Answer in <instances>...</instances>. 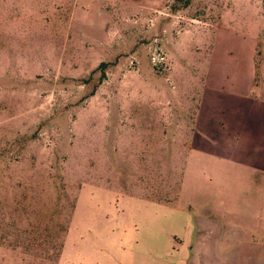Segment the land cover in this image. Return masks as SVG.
I'll list each match as a JSON object with an SVG mask.
<instances>
[{
    "label": "rangeland",
    "instance_id": "rangeland-1",
    "mask_svg": "<svg viewBox=\"0 0 264 264\" xmlns=\"http://www.w3.org/2000/svg\"><path fill=\"white\" fill-rule=\"evenodd\" d=\"M208 24L264 36V0H0V264H264V127L197 119Z\"/></svg>",
    "mask_w": 264,
    "mask_h": 264
},
{
    "label": "crops",
    "instance_id": "crops-1",
    "mask_svg": "<svg viewBox=\"0 0 264 264\" xmlns=\"http://www.w3.org/2000/svg\"><path fill=\"white\" fill-rule=\"evenodd\" d=\"M199 32L210 46V64L198 122L219 118L233 130L243 125L264 127V36L218 24Z\"/></svg>",
    "mask_w": 264,
    "mask_h": 264
},
{
    "label": "built area",
    "instance_id": "built-area-1",
    "mask_svg": "<svg viewBox=\"0 0 264 264\" xmlns=\"http://www.w3.org/2000/svg\"><path fill=\"white\" fill-rule=\"evenodd\" d=\"M152 59H153V60H157V56L153 57Z\"/></svg>",
    "mask_w": 264,
    "mask_h": 264
},
{
    "label": "trees",
    "instance_id": "trees-1",
    "mask_svg": "<svg viewBox=\"0 0 264 264\" xmlns=\"http://www.w3.org/2000/svg\"><path fill=\"white\" fill-rule=\"evenodd\" d=\"M102 65V64H101Z\"/></svg>",
    "mask_w": 264,
    "mask_h": 264
}]
</instances>
